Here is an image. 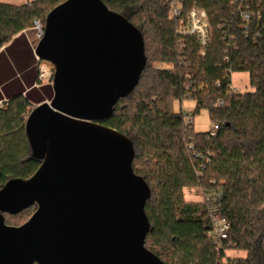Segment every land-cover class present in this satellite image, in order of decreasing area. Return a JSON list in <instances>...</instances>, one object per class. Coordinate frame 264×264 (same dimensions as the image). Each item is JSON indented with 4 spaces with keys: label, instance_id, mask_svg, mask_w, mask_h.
Instances as JSON below:
<instances>
[{
    "label": "trees",
    "instance_id": "16d2710c",
    "mask_svg": "<svg viewBox=\"0 0 264 264\" xmlns=\"http://www.w3.org/2000/svg\"><path fill=\"white\" fill-rule=\"evenodd\" d=\"M68 0L0 3V50L18 35L45 25ZM143 35L147 65L135 91L101 123L128 137L135 150L134 173L151 190L145 212L151 225L145 246L165 264H264V5L239 0H102ZM264 4V2H262ZM180 5L181 16L172 8ZM254 5V7H253ZM261 11L249 26L241 12ZM206 12L212 37L201 54L196 37L180 33V21L193 9ZM24 38L23 35L20 36ZM33 54L29 44L25 46ZM35 59V57H34ZM36 60V59H35ZM247 73L253 92L232 89V77ZM194 102L192 117L175 104ZM0 107V190L11 180L31 179L41 162L33 159L25 125L33 107L18 92ZM207 111L211 131L197 133L193 120ZM202 190L205 203L185 200ZM5 215L20 227L22 217ZM215 216L229 225L226 240L210 236ZM245 253L231 259L228 252Z\"/></svg>",
    "mask_w": 264,
    "mask_h": 264
},
{
    "label": "water",
    "instance_id": "95a60500",
    "mask_svg": "<svg viewBox=\"0 0 264 264\" xmlns=\"http://www.w3.org/2000/svg\"><path fill=\"white\" fill-rule=\"evenodd\" d=\"M35 56L54 67V97L25 125L40 169L0 190V264H165L145 246L151 190L134 173V145L101 125L139 84L143 35L102 0H68ZM33 206L26 224L6 225Z\"/></svg>",
    "mask_w": 264,
    "mask_h": 264
},
{
    "label": "crops",
    "instance_id": "0c3cea01",
    "mask_svg": "<svg viewBox=\"0 0 264 264\" xmlns=\"http://www.w3.org/2000/svg\"><path fill=\"white\" fill-rule=\"evenodd\" d=\"M28 32L15 38L17 45L11 47V42L0 50V104L18 92L29 98L33 108L50 102L54 97L53 81L39 79L38 62L34 52L36 47L31 43ZM21 35L24 38H21ZM27 44L32 48L33 54L25 48Z\"/></svg>",
    "mask_w": 264,
    "mask_h": 264
},
{
    "label": "built area",
    "instance_id": "2783aa9c",
    "mask_svg": "<svg viewBox=\"0 0 264 264\" xmlns=\"http://www.w3.org/2000/svg\"><path fill=\"white\" fill-rule=\"evenodd\" d=\"M240 2L244 1H253L257 2V6L260 8L262 5H264L262 2L264 0H239ZM254 7V5H253ZM252 7V8H253ZM250 8L249 6L241 12V17L242 20L245 22L247 26L251 23L253 19H262V12L261 11H253V9ZM181 7L180 5H175L172 8V16L174 18H178L181 16ZM33 31L36 32L37 35V41L40 42L45 35V25L43 24L42 21H35L34 26H33ZM180 33L183 35H189L196 37L198 40V43L202 49L201 54L204 56L205 55V49L208 46L211 37H212V29L210 27V24L208 22V18L206 15V12L199 10L197 8L193 9L187 19H182L180 21ZM254 37H264V25L261 28V30H257L254 34ZM36 49V48H35ZM34 49V52H35ZM37 62H38V70H39V79L40 81H53V76H54V68L53 65L41 61L37 56H36ZM232 89L235 91V89L232 86ZM3 104L1 103L0 106ZM219 127L218 125H214L213 128L210 130L211 131V136H215L216 132L218 131ZM213 225L214 228L210 234L212 239L214 241L219 242L222 240H226L228 238L229 234V225L227 223V220L222 217L215 216L213 219Z\"/></svg>",
    "mask_w": 264,
    "mask_h": 264
},
{
    "label": "rangeland",
    "instance_id": "374dc122",
    "mask_svg": "<svg viewBox=\"0 0 264 264\" xmlns=\"http://www.w3.org/2000/svg\"><path fill=\"white\" fill-rule=\"evenodd\" d=\"M33 1L34 0H0V3L22 6L25 4H29ZM28 37L31 43L33 44V46L37 47L39 42L37 41L36 32L33 31V29L29 30ZM232 81H233L232 86L235 89V91L242 93L253 92V88L250 85V76L247 73L234 74L232 77ZM3 105L0 107H3ZM174 108L177 112H183L185 115L191 118L195 110V104L194 102L186 101L183 103L182 106L179 103H176ZM193 123H194V129L197 133H206L213 128V123L211 122L209 113L207 111H202L199 115L195 116ZM185 200L190 203H200V204H203L206 201L205 197L203 196L202 190L199 189L186 190ZM30 216L31 215L28 214L23 216L19 224L20 225L26 224L31 219ZM227 256L231 259H234V258H243L246 256V254L232 251V252H228Z\"/></svg>",
    "mask_w": 264,
    "mask_h": 264
}]
</instances>
